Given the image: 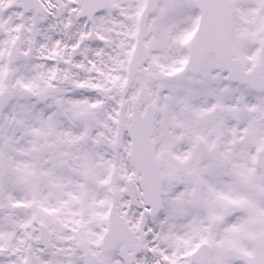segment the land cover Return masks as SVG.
Listing matches in <instances>:
<instances>
[{
  "label": "snow or ice",
  "instance_id": "obj_1",
  "mask_svg": "<svg viewBox=\"0 0 264 264\" xmlns=\"http://www.w3.org/2000/svg\"><path fill=\"white\" fill-rule=\"evenodd\" d=\"M0 264H264V0H0Z\"/></svg>",
  "mask_w": 264,
  "mask_h": 264
}]
</instances>
